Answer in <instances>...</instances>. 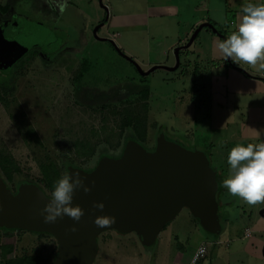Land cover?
<instances>
[{
	"label": "rangeland",
	"instance_id": "obj_1",
	"mask_svg": "<svg viewBox=\"0 0 264 264\" xmlns=\"http://www.w3.org/2000/svg\"><path fill=\"white\" fill-rule=\"evenodd\" d=\"M105 4L104 0H68V8L61 13L57 4L51 8L43 0H0V32L10 31L8 26L22 19L61 37L56 47L35 43L24 49L11 43L9 32L0 34V179L14 193L21 184L34 183L51 196L41 166L51 168L52 162L62 176L68 172L67 165L89 171L103 156L118 157L132 139L126 138L131 131L130 125H123L127 120L144 127L142 146L148 149L155 146L159 133L164 131L189 147L206 151L221 185L217 208L224 229L217 236L206 234L210 254L203 262L264 264V202L248 205L223 185L229 173L227 155L231 147L264 139V122L260 120L263 110L259 107L260 112L254 110L248 116L246 108L233 107V97H228L222 108H214L213 101L208 100L192 109V74L190 69L184 73L183 59L175 69L159 67L144 75L136 64L141 70L148 69L146 66L131 56L135 63L129 61L110 42L98 40L102 34L108 38L104 27L99 26L106 21ZM203 34L204 31L194 40L189 55L195 56L191 50L197 53L200 42L209 46V41L203 42ZM167 63L175 64L172 51ZM208 66L205 62V71ZM203 78L206 77L200 80ZM77 82L101 90L126 82L147 85L149 95L133 94L123 100L90 105L76 98ZM206 92L207 97L210 89ZM89 151L92 153L86 157ZM2 168L12 171L11 180L7 181ZM182 209V215H191L187 208ZM180 216L171 227H166L168 223L162 229L166 227L165 231L161 230L160 250H165V264H172L174 256L179 260L180 255L188 253L184 245L179 247V253L169 255L172 234L181 227ZM245 228H249V234L240 241L237 238L242 237ZM102 232L97 237V259L101 264H140L138 254L143 246L135 233H118L114 238L111 231ZM158 238L152 247L153 260ZM110 242L117 245V252L106 251ZM189 243L193 245L191 240ZM56 254L57 241L50 234L0 228V264H17L32 255L48 256L50 263Z\"/></svg>",
	"mask_w": 264,
	"mask_h": 264
},
{
	"label": "water",
	"instance_id": "obj_2",
	"mask_svg": "<svg viewBox=\"0 0 264 264\" xmlns=\"http://www.w3.org/2000/svg\"><path fill=\"white\" fill-rule=\"evenodd\" d=\"M202 27L225 38L210 22H203L183 47L190 45ZM10 31L11 43L24 49L35 43L56 47L61 40L54 33L22 19L13 23ZM105 39L133 62L113 40ZM175 58L171 69L178 66V48ZM227 62L230 63V59ZM136 67L145 75L163 66L152 65L146 70H141L137 64ZM66 168L68 172L79 171L85 183L92 185L90 192L85 193L80 188L73 194V205L79 204L84 209L79 221L64 215L55 222H45L41 209L51 196L34 183L21 184L14 193L0 179V228L52 235L57 241V254L49 264H91L97 252V236L106 230L120 234L134 232L142 245L150 246L184 207L202 231L217 236L224 229L217 208L220 183L206 151L189 147L164 131L159 133L152 149L130 139L118 157L103 156L89 171L71 165ZM94 201H103L105 207L95 208ZM100 214L115 216V222L97 226L95 217ZM261 214L264 215V207ZM73 224L76 231L71 230Z\"/></svg>",
	"mask_w": 264,
	"mask_h": 264
},
{
	"label": "crops",
	"instance_id": "obj_3",
	"mask_svg": "<svg viewBox=\"0 0 264 264\" xmlns=\"http://www.w3.org/2000/svg\"><path fill=\"white\" fill-rule=\"evenodd\" d=\"M43 2L51 8L56 5L55 0H52L51 3L49 0H43ZM245 2L246 0H104L107 17L105 22L100 23V26L104 27L103 33L106 32L107 39L111 38L115 42L114 44L128 56L147 68L152 65H160L165 67H161L163 69L172 70V66L168 65L167 60L170 51L175 57V49L178 48V66L181 65L180 60L183 59L184 73L190 69L192 74L189 86L191 92L189 104L192 109L195 106L199 107L201 103L205 104L204 102L208 100L213 101L210 103L213 104L212 106L215 105L214 108H219V106L222 108L228 103V97H233V107L246 108L250 111L248 116L254 110L260 112L257 110L260 107L263 110L260 120L264 122V67H261L259 63L249 65L246 63L236 64L231 60L230 63L225 61L216 47L217 42L223 38L212 32L210 28V31L207 30L208 27H202L194 40L204 31L202 40L203 42L209 41V46L204 47V43L200 42L201 48L197 53L195 50H191L195 56L189 55L194 40L190 45L183 47L194 29L203 22H210L226 38L234 30L240 9ZM101 36L103 39L98 40L109 42L105 39V35ZM203 62H206V66L209 65V70H204ZM215 67L218 69L215 70ZM202 77L206 78L201 81ZM209 89L210 93L206 97L205 94H208L206 91ZM241 124L243 125L242 122ZM181 210L175 218L183 214ZM174 219L166 227H171L172 223L177 221V218ZM178 219L181 227L172 234L174 238L171 237L173 243L171 242L169 245V255L173 256L175 251L179 253V247L187 245L188 253L180 255L179 260L178 256H174L171 262L172 264L176 262L177 264H187L195 246L203 240L207 242L208 237H205L201 232L195 219H192L189 213ZM226 223L228 222L226 221ZM235 224H231V226L235 227ZM166 227L162 231H165ZM106 231H111L115 235L114 238L120 234L113 230ZM161 233L160 231L157 235L159 240L156 244L157 256L154 260L151 257L154 255L152 247L155 242L150 246H144L138 239L140 246H143V251L138 254L140 264H165L162 259L165 250H160L163 238ZM248 234L249 228H245L242 237L237 239L243 241ZM190 240L193 245L189 243ZM214 242L218 243V241ZM99 245L98 239L97 252L91 264H101V260L97 259L100 255ZM109 245L106 251L114 253L117 250V245L114 242H110ZM158 254H161V258L158 257ZM208 254H210L209 249ZM109 258L114 260L111 256ZM203 261L200 264H205Z\"/></svg>",
	"mask_w": 264,
	"mask_h": 264
},
{
	"label": "clouds",
	"instance_id": "obj_4",
	"mask_svg": "<svg viewBox=\"0 0 264 264\" xmlns=\"http://www.w3.org/2000/svg\"><path fill=\"white\" fill-rule=\"evenodd\" d=\"M51 3L52 0H49ZM61 13L68 8V0H55ZM225 61L236 64H260L264 67V0H246L240 9L238 22L233 31L216 44ZM228 175L223 179L224 187L233 195L241 198L248 205L264 202V139L258 142H239L231 147L227 155ZM95 181L92 182L94 184ZM82 188L85 193L92 190V185L85 183L79 171L65 172L57 178L51 197L41 209L45 222H55L58 217L68 215L79 221L84 209L73 205V194ZM95 208L103 209V201H94ZM116 217L100 214L95 217L97 226L103 227L115 222ZM76 231L75 224L71 226ZM200 253L204 251L201 248ZM193 257L192 264H195Z\"/></svg>",
	"mask_w": 264,
	"mask_h": 264
},
{
	"label": "trees",
	"instance_id": "obj_5",
	"mask_svg": "<svg viewBox=\"0 0 264 264\" xmlns=\"http://www.w3.org/2000/svg\"><path fill=\"white\" fill-rule=\"evenodd\" d=\"M206 29L210 31L209 28H206ZM128 83L129 82H126V84L120 87L112 86L108 90H101V89H98L92 86H86L84 84H80L79 82H77V88H76L75 94L78 100H81V102H84L85 104H90V105L103 104L105 102H109L112 100H123L127 96H130L133 94H142L145 96L149 95V88L147 85L138 86L137 84H128ZM123 125L131 126L130 127L131 131L129 132V134H127L126 138H132L136 140L137 142H139L141 145L144 144V131L145 130H143L144 129L143 126H142L143 128H140L138 127V123H133L132 121L130 122L129 120L124 122ZM91 153L92 152L89 151L86 154V157L90 156ZM50 166L51 168L47 167L46 165H43L41 166V170L44 175L45 186L49 188L50 192H52L54 182L61 175L52 162H50ZM2 169H3L4 175L7 181L11 180L12 171L6 168H2ZM14 170L16 169L14 168ZM203 234L205 235V237H208L206 234L213 236L211 233L205 232V231L203 232ZM17 264H49V263H48V256L32 255V256L27 257L24 260H20Z\"/></svg>",
	"mask_w": 264,
	"mask_h": 264
},
{
	"label": "built area",
	"instance_id": "obj_6",
	"mask_svg": "<svg viewBox=\"0 0 264 264\" xmlns=\"http://www.w3.org/2000/svg\"><path fill=\"white\" fill-rule=\"evenodd\" d=\"M201 248L204 249V251L202 253H200V251H199ZM208 249L209 248H208V245H207L206 241H204V240L201 241L199 244H197L195 246V248H194V250H193V252L191 254V257H190V259H189L187 264H192V259H193L194 256L197 257L195 259V264H200L207 257Z\"/></svg>",
	"mask_w": 264,
	"mask_h": 264
},
{
	"label": "flooded vegetation",
	"instance_id": "obj_7",
	"mask_svg": "<svg viewBox=\"0 0 264 264\" xmlns=\"http://www.w3.org/2000/svg\"><path fill=\"white\" fill-rule=\"evenodd\" d=\"M18 20V19H17ZM17 20H15L13 23H15ZM26 22H28V21H26ZM31 23V22H30ZM13 26V24H11L10 26H8V29H10L11 27ZM5 31H7V29H5V30H3L2 32H0V34L1 33H5ZM9 31H7V33H8Z\"/></svg>",
	"mask_w": 264,
	"mask_h": 264
}]
</instances>
